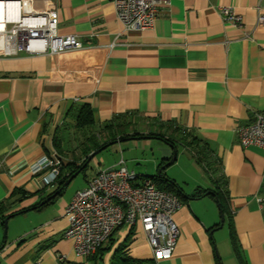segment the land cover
I'll list each match as a JSON object with an SVG mask.
<instances>
[{"label": "crops", "instance_id": "0c3cea01", "mask_svg": "<svg viewBox=\"0 0 264 264\" xmlns=\"http://www.w3.org/2000/svg\"><path fill=\"white\" fill-rule=\"evenodd\" d=\"M33 2L39 9H55L58 32L76 35L81 48L54 56L0 57V202L12 201L16 189L29 194L4 213L25 210L8 218L5 239L0 226V264H111L124 243L133 264H218L216 254L224 264L223 239L217 235L224 225L230 229L228 221L217 228L216 201L208 194L192 196L214 184L228 194L244 263L264 264V149L242 146L237 132L255 113L264 115V21L258 20L264 0H170L145 30H126L111 0ZM220 4L240 16L239 27L222 20ZM81 103L90 106L95 122L127 115L154 128L176 126L208 151L204 165L210 177L199 164L203 159L188 156L198 178L177 181L163 173L172 149H158L157 165L165 162L162 174L182 194L172 215L179 235L170 258L153 260L139 225L116 228L87 257L75 256L63 236L64 210L74 193L50 200L56 182L41 185L31 166L55 151L54 132ZM142 138L151 139L128 140ZM126 162L120 158L106 166L122 163L128 169ZM46 200L42 208H31Z\"/></svg>", "mask_w": 264, "mask_h": 264}, {"label": "built area", "instance_id": "2783aa9c", "mask_svg": "<svg viewBox=\"0 0 264 264\" xmlns=\"http://www.w3.org/2000/svg\"><path fill=\"white\" fill-rule=\"evenodd\" d=\"M15 3L6 12L0 27V57L25 55L54 56L81 48L74 34H60L55 9L36 8L33 0H10ZM117 20L126 30H145L170 0H111ZM3 2H7L3 1ZM222 20L232 26L241 25L240 16L228 5L217 6ZM264 21V14L258 16ZM242 146L264 149V115L255 113L253 120L238 128ZM62 159L55 151L31 166L41 185L55 182ZM181 206L174 193L160 189L147 175H138L122 163L98 169L85 187L77 189L64 210L67 227L63 236L71 240L77 257H87L105 245L120 226L139 225L156 262L168 259L179 235L172 215Z\"/></svg>", "mask_w": 264, "mask_h": 264}, {"label": "trees", "instance_id": "16d2710c", "mask_svg": "<svg viewBox=\"0 0 264 264\" xmlns=\"http://www.w3.org/2000/svg\"><path fill=\"white\" fill-rule=\"evenodd\" d=\"M71 113V115L69 114V120L66 122V124H64L62 128L56 130L52 138L55 152L63 162L59 169V175L55 180V190L49 195L50 200L53 199L54 196L62 193L66 186L64 185L65 180L69 178L71 174H73L76 170L81 168L82 164L86 161L88 155L92 151L111 141L115 142L117 139L145 137L149 135V138L159 139L164 143V145L169 146L171 149H176L177 145H182L190 152L193 150L194 153L191 152V156L194 157L196 161L200 162L201 159H203L200 164L204 163L206 157L208 156V151L206 152L203 146L199 147L200 140L198 138L191 136L189 132L176 126L171 130L169 128H164L163 126L159 127L163 130L164 133L168 131L166 132L168 133L167 136L163 135L161 131H150L148 133L142 134L136 131L129 132L127 130L131 125V119L127 115H114L110 120H107L103 123L95 122L93 112L87 103H81L77 108L73 109ZM97 127L107 133L105 139L102 141H98L97 137L95 136L94 130ZM84 128H87V130H84ZM77 149L80 150V153L83 152L84 156L79 162L75 159V157H71L72 153L74 155L77 152ZM164 163L165 162L161 161L158 167H161ZM86 166L87 164L83 166L80 171L84 170ZM149 177L153 180L158 188L170 191L177 195L179 199H182V194L179 190V187L173 180L165 178V176L162 174V168L160 169L159 173L156 172V174ZM56 190L58 191L57 193H55ZM208 191H211V193H208V195L216 201L218 209L223 213L224 219H227L228 221L230 228L229 241L235 254H237V257L239 258V263L245 264L242 256L239 257V250L235 238V232L232 227V220L227 206L228 194L226 192V189L224 187L222 188L220 185L214 184L212 188L209 187L203 190H196L192 196H202L207 194ZM14 196L15 198L12 201H10L8 198L0 202V226H2V221L6 216L11 217L15 214L25 211L18 210L13 211L9 214H4L5 211H7L13 203L28 197L29 194L24 192L23 190L16 189L12 192L10 198ZM50 200H46L42 203H37L31 208H42L47 203H49ZM219 224L220 223L216 225L217 228H219ZM2 247L3 246L1 245L0 249ZM126 247L127 244L124 243L114 251L111 259V264L135 263V260L127 254Z\"/></svg>", "mask_w": 264, "mask_h": 264}, {"label": "rangeland", "instance_id": "374dc122", "mask_svg": "<svg viewBox=\"0 0 264 264\" xmlns=\"http://www.w3.org/2000/svg\"><path fill=\"white\" fill-rule=\"evenodd\" d=\"M133 120L131 118V125L128 127L129 132H138V133H148L150 131L163 133V135H168V131L165 133L160 128H154L151 124H148L143 119H137L134 118ZM69 120L65 121L64 124ZM84 130H87V128H84ZM95 136L97 137L98 141H102L105 139L106 132L102 129H99L98 127L94 130ZM114 144V145H113ZM111 145H108L104 149L100 150L98 153H96L87 163V166L84 168V170L80 171L64 188L62 191V195L69 196L72 193H74L75 189L82 186L85 182V179L89 177L90 175L94 174L96 168L100 166L99 169L109 167L106 166L109 163H112L113 161L124 158L127 162L126 165L128 167V170L133 169L136 172H141L143 174L140 175H148L152 176L160 170V167H158L157 163L159 162V152L158 149L165 147L164 143L156 138H142V139H130L123 140L119 143H113ZM119 145V146H118ZM82 149V148H81ZM184 148L181 145L176 146V160L170 164L164 167L163 173L167 175L168 177L175 178L177 181H182L185 179L188 181L189 179L195 178L197 179V170L194 171L193 168H195V164L193 161L188 159V156L191 157V152L194 153L192 150L191 152L186 149V153L183 152ZM77 152L71 157H75V159L79 162L84 156L83 152L80 153V150L77 149ZM195 159V158H194ZM196 160V159H195ZM198 163V162H197ZM200 164V163H199ZM201 165V164H200ZM103 166V167H101ZM193 166V167H192ZM201 169L210 177V174L207 172V166L202 163ZM196 169V168H195ZM187 177V178H186ZM189 178V179H188ZM194 180V179H192ZM8 227V222H7ZM3 232V231H2ZM7 236V228H6V234ZM4 237V234H3ZM217 238L223 239V242L220 243V249H222V255H223V263L224 264H239V258L237 257V254H235L230 241H229V230H227V225H224L222 228L218 230ZM239 250V248H238ZM239 257H241V253L239 250Z\"/></svg>", "mask_w": 264, "mask_h": 264}, {"label": "water", "instance_id": "95a60500", "mask_svg": "<svg viewBox=\"0 0 264 264\" xmlns=\"http://www.w3.org/2000/svg\"><path fill=\"white\" fill-rule=\"evenodd\" d=\"M1 1H6V0H1ZM114 142L113 141H111V142H109V143H107V144H105V145H103V146H101L100 148H98V149H96V150H94V151H92L89 155H88V157H87V159H86V161L82 164V166H81V168L83 167V166H85L87 163H88V161L96 154V153H98L100 150H102V149H104L105 147H107L108 145H111V144H113ZM175 158H176V149L175 148H172V157L170 158V160H168L167 162H166V164H171L174 160H175ZM81 168H79L78 170H76L73 174H71V176L69 177V178H67L66 180H65V182H64V185H67L78 173H79V171H80V169ZM160 172V170H158V173ZM58 191L56 190V192L55 193H57ZM208 193H211V191H208L207 192V194ZM48 200V199H47ZM218 206V205H217ZM219 212H220V224H219V227H221L222 226V224H223V220H224V217H223V213L219 210ZM8 216H6L4 219H3V221H2V227H3V234H4V239H5V234H6V228H7V221H8ZM216 256H217V260H218V264H221V262H220V258H219V256H218V254H216Z\"/></svg>", "mask_w": 264, "mask_h": 264}, {"label": "bare ground", "instance_id": "6f19581e", "mask_svg": "<svg viewBox=\"0 0 264 264\" xmlns=\"http://www.w3.org/2000/svg\"><path fill=\"white\" fill-rule=\"evenodd\" d=\"M15 3L7 0V2H3L0 0V27L2 26L3 16L5 12L10 15L12 11L14 10Z\"/></svg>", "mask_w": 264, "mask_h": 264}]
</instances>
